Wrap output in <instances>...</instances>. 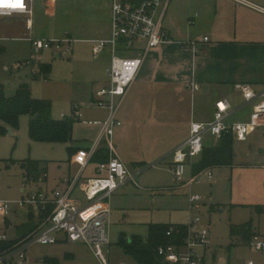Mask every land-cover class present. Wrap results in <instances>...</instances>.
Here are the masks:
<instances>
[{"label": "crops", "instance_id": "crops-1", "mask_svg": "<svg viewBox=\"0 0 264 264\" xmlns=\"http://www.w3.org/2000/svg\"><path fill=\"white\" fill-rule=\"evenodd\" d=\"M114 1L117 0H35L32 30L27 29L25 16H14L0 19V31L7 32L12 40L27 43L32 50L30 42L32 39H55L35 32L36 18L42 16V11L44 17L49 16L53 19L61 16H73L74 22L76 23L78 20L83 27L78 30L97 36L77 41L91 44L95 59H99L103 55L108 56L109 63L105 69V82L94 83L92 86L91 102H93L96 93L109 86L107 70L112 60L109 50L95 54L93 41L110 37L111 8ZM250 1L255 7L240 5L232 0H169L163 28L173 43L163 44L148 53L117 112V118L122 125L115 129L111 140L114 153L133 173L142 170L136 178V184L131 183L123 188L139 187L138 178L147 167L160 160L159 153L141 150L138 145L136 146V143L160 141L165 138L167 142L173 144L168 152L172 161V151L188 139L191 124L211 122L214 119L218 102L227 101L236 111L229 120L230 123L248 120L253 105H245L244 98L236 86L246 84L252 86L256 91L264 88V0ZM40 8L41 10H39ZM4 19H13L14 26L6 24ZM70 38L72 37L70 36ZM204 38H207L206 42L203 41ZM189 42L197 43V47L201 51L200 54L196 55L191 49L181 45ZM53 53L55 52L53 51ZM57 55L59 58L67 56ZM47 77L49 76L45 75V78ZM194 86L198 89H195ZM89 108L102 111V118L88 119L80 109L76 110L79 113L77 121L73 119L74 114L72 116L64 114L66 118L75 122L73 142L64 145L70 156L67 162V173L58 179L47 174L46 180L42 183L32 184V189L48 193L65 189L67 187L66 180L77 175L80 166L75 162V156L80 152L91 150L101 134L103 123L110 115L107 108H98L92 105ZM64 116L62 115V119ZM77 122L94 127L92 128L93 134L81 140L76 139L75 124ZM11 132L14 135V131L11 130ZM256 133L264 135V129ZM207 137H210L211 141L207 146L204 142V149L218 143L210 135ZM103 146L106 148L103 143L99 149ZM251 155L252 153L249 152L245 157L248 159ZM200 157L187 167L186 173L190 171L191 178L210 170L207 169L197 175L193 174V165L198 162ZM235 159L234 152V166L232 168L224 167L230 170L239 168V171L244 174L241 187L239 186V190L234 194L235 206L259 207L258 213L264 212V165L237 164ZM45 162L48 163L47 173H49V162ZM99 162L92 161L84 170L83 178L96 177ZM90 166H93L92 172L86 176ZM169 172L171 173V162L169 163ZM73 197L81 200L82 194L77 189L73 193ZM203 203L206 204L205 201ZM29 215L26 212L15 210L8 219L0 220V230H4L11 240L16 239L17 228L28 222ZM188 224L170 226L187 227ZM11 227H13V232L10 230ZM252 234H255L254 237L264 240V234H261L254 226H252ZM230 240V247L247 244L240 237L232 238L230 236ZM76 245L61 241L56 245L43 246L49 248L41 255L28 256L27 264H74L78 261ZM209 249L208 246L203 250L206 253ZM94 256L96 257L95 253ZM201 260L203 264H206L204 259Z\"/></svg>", "mask_w": 264, "mask_h": 264}, {"label": "rangeland", "instance_id": "rangeland-1", "mask_svg": "<svg viewBox=\"0 0 264 264\" xmlns=\"http://www.w3.org/2000/svg\"><path fill=\"white\" fill-rule=\"evenodd\" d=\"M39 7V6H38ZM41 10V8L39 9ZM39 12V11H38ZM36 18V33L45 37L64 39L72 37L75 41L72 54L59 58L53 51L40 55L32 53L27 43L12 40L7 32L0 31V84L5 95L12 97L20 84L30 86L32 97L48 101L52 105V118L62 120V115L72 116L78 113L76 108L88 119H100L102 111L90 109L94 83H104L108 56L95 59L92 45L78 42V39L97 37L90 32L78 29L81 23L73 16ZM13 19H4L6 24L14 26ZM70 35V36H68ZM49 66L47 73L40 69L41 64ZM45 75L49 77L45 78ZM31 117L23 115L19 120L14 135L0 136V201L14 202L22 198L23 184L27 178L22 162L26 160L48 161L49 176L58 179L67 173V162L70 158L64 145L35 143L29 137ZM77 121V120H75ZM91 126L82 122L75 124L76 139L81 140L93 134ZM211 138L205 139L210 145ZM141 150L159 153V162L147 167L138 178L139 187L128 186L115 194L111 200V215L108 221L110 245L105 247L108 264H136L127 256L121 247V240L127 242L133 236L148 238L150 225H185L190 219L199 217L201 228H209V250L195 248V253L204 259L206 264H264V255L254 251L250 243L230 247L232 224L240 225L252 222L261 234H264V212L255 207L235 206L234 194L241 187L244 174L239 168L230 170L224 167L212 168L201 174L202 184L185 186L174 180L169 172L171 159L168 152L172 143L163 140L137 144ZM237 164L251 163L264 165V135L256 133L247 143L234 142ZM252 155L247 159L246 153ZM90 166L86 176L92 172ZM212 175L211 183L207 181ZM190 171L185 179L191 178ZM240 186V187H239ZM33 187L31 186V189ZM200 196L204 199L199 212L190 210L189 198ZM13 232V227L10 228ZM4 232V230H1ZM6 233V232H5ZM130 236V237H128ZM254 237L249 240L252 241ZM49 247L32 245L26 255H41ZM78 261L74 264H100L93 251L86 245H76Z\"/></svg>", "mask_w": 264, "mask_h": 264}, {"label": "built area", "instance_id": "built-area-1", "mask_svg": "<svg viewBox=\"0 0 264 264\" xmlns=\"http://www.w3.org/2000/svg\"><path fill=\"white\" fill-rule=\"evenodd\" d=\"M232 1L255 7L250 0ZM34 2L35 0H0V19L25 16L26 27L32 30ZM168 4L169 0L114 1L111 8L110 37L93 41L95 54L104 50H109L112 54L111 65L107 70L109 86L99 90L90 104L109 109V118L103 123L101 134L91 150L75 156V162L80 169L74 178L66 180L65 189L51 193L31 189L32 184L45 181L47 175L38 180L26 178L20 200L0 201V220L8 219L15 210L33 214L37 218L48 213L22 242L0 253V264H27L28 247L56 245L61 241L86 245L94 251L101 264H108L105 247L110 245L109 200L128 184H136V178L142 171L133 173L114 153L111 140L115 129L122 125L117 118V112L148 53L163 44L173 43L163 28ZM203 41L206 42L207 38ZM30 42L32 53L36 55L45 51L71 55L75 43L70 37L60 40L32 39ZM181 45L191 49L196 55L201 52L196 42ZM194 88L198 89L196 86ZM236 89L244 98L245 105H253L248 120L230 123L229 120L236 111L229 102L220 101L216 104V112L211 122L192 123L188 139L171 153V173L176 182L189 186L202 184L201 175L185 181V174L187 167L202 155L206 136L210 135L215 142H219L223 136L232 135L234 140L245 143L254 133L264 129V88L256 91L250 85L240 84ZM65 118L64 116L63 119ZM78 118L79 113L73 115L74 120ZM103 143L108 148L109 159L98 163L96 177L83 178L84 170L93 161L95 153ZM207 181H212L210 173ZM77 189L82 194L81 200L73 197ZM189 202L190 210L199 212L204 199L196 195L191 196ZM200 224L199 217L190 219L183 244L160 246L157 249L158 256L167 264H203L194 249L208 248L209 228H201ZM178 232V226H169L167 236L173 237ZM8 240H11L10 237L0 230V243ZM249 243L254 251L264 254L263 239L254 237Z\"/></svg>", "mask_w": 264, "mask_h": 264}, {"label": "trees", "instance_id": "trees-1", "mask_svg": "<svg viewBox=\"0 0 264 264\" xmlns=\"http://www.w3.org/2000/svg\"><path fill=\"white\" fill-rule=\"evenodd\" d=\"M42 72L47 73L49 66H40ZM23 115L31 117L29 123V137L31 141L46 144L69 145L73 142L74 120L65 118L55 120L52 118V105L48 101L36 100L32 97L30 86L22 84L12 97L5 95L4 87L0 85V136L6 135L8 130L15 131L18 128L19 120ZM234 138L232 135H225L213 147L203 150V153L193 165V174L197 175L207 169L215 167L234 166ZM70 150V149H69ZM109 159L108 148L103 146L97 150L93 161L105 162ZM48 163L45 161L26 160L22 167L26 171L27 178L38 180L47 175ZM46 180V178H45ZM259 210V207H257ZM47 214L35 217L29 215L28 222L17 228V238L0 243V253L12 249L22 242L32 231L35 230L38 222L43 220ZM170 225H151L149 227L148 239L145 242L141 237H132L127 242L121 240V247L124 253L131 257L136 264H167L157 254L160 246L182 245L187 237V227L178 226L179 232L173 237L167 236ZM230 236L240 237L245 243H249L252 234V223L244 225H231Z\"/></svg>", "mask_w": 264, "mask_h": 264}, {"label": "water", "instance_id": "water-1", "mask_svg": "<svg viewBox=\"0 0 264 264\" xmlns=\"http://www.w3.org/2000/svg\"><path fill=\"white\" fill-rule=\"evenodd\" d=\"M61 57V56H60ZM8 134L13 135V133L11 132V130H8Z\"/></svg>", "mask_w": 264, "mask_h": 264}]
</instances>
